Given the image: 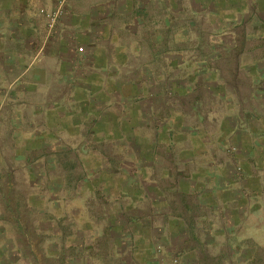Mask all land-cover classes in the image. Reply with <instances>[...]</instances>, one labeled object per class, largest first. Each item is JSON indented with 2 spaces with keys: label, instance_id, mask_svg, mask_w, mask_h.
I'll return each mask as SVG.
<instances>
[{
  "label": "rangeland",
  "instance_id": "1",
  "mask_svg": "<svg viewBox=\"0 0 264 264\" xmlns=\"http://www.w3.org/2000/svg\"><path fill=\"white\" fill-rule=\"evenodd\" d=\"M132 1L0 0V264H264V0Z\"/></svg>",
  "mask_w": 264,
  "mask_h": 264
},
{
  "label": "crops",
  "instance_id": "2",
  "mask_svg": "<svg viewBox=\"0 0 264 264\" xmlns=\"http://www.w3.org/2000/svg\"><path fill=\"white\" fill-rule=\"evenodd\" d=\"M92 4V3H91ZM115 4H114V0H98V2L94 5V6H97V8H99V7H103L104 8V10L103 11H107V12H111L112 10H113V6H114ZM129 5H131V6H133L134 4H133V1L132 0H128V6ZM138 7V6H137ZM141 9H142V7H140ZM132 7H129V9H128V7L127 8H122L121 10H120V12H122V13H124V12H129V13H131L132 11ZM140 9V10H141ZM94 8L93 9H89L88 11L87 10H84V11H82V13H86V11L87 12H94ZM75 12H77V10L75 11ZM95 19H96V16H95ZM79 21L81 22H83L84 23V25H83V23L81 24L83 27H85V28H87V27H90L91 25H90V23L86 20V19H79ZM86 21V22H85ZM137 22V21H136ZM81 25H79L80 27H81ZM78 26V27H79ZM105 66V64L103 65V67ZM168 67H170V63H168ZM108 67L106 66L105 68H104V70H106ZM169 69V68H168ZM256 77H258V75L256 76ZM262 77V76H261ZM144 82V81H143ZM106 83V82H105ZM250 96H253V95H250ZM238 118H240L241 116H237ZM251 120V119H250ZM239 121H240V119L238 120V123H239Z\"/></svg>",
  "mask_w": 264,
  "mask_h": 264
}]
</instances>
